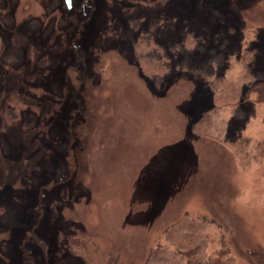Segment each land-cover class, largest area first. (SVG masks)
<instances>
[{"label": "rangeland", "instance_id": "obj_1", "mask_svg": "<svg viewBox=\"0 0 264 264\" xmlns=\"http://www.w3.org/2000/svg\"><path fill=\"white\" fill-rule=\"evenodd\" d=\"M71 1L0 0V264H147L188 214L201 264H264V95L204 74L264 72V0Z\"/></svg>", "mask_w": 264, "mask_h": 264}, {"label": "trees", "instance_id": "obj_2", "mask_svg": "<svg viewBox=\"0 0 264 264\" xmlns=\"http://www.w3.org/2000/svg\"><path fill=\"white\" fill-rule=\"evenodd\" d=\"M84 3L86 2L84 1ZM71 10L72 8H69V11ZM78 37L80 38L79 34ZM189 37H190L189 41L194 39L196 42L198 41V39H196V37H194L193 35ZM198 43H196L195 45H197ZM176 46H184V45L178 43L177 45H174V47ZM174 47H171L170 49H173ZM250 53H251L250 57H247L246 54L244 58L241 56L242 59L246 60V66H244L243 72L239 74V76L236 79L226 78L228 76L226 72L225 73L222 72L221 73L222 76L220 74H219L220 76H216L215 71L219 66V60L217 59V56L215 55L212 56L213 58L211 60L210 71L204 73L211 75L210 77L212 79L210 80L207 79L206 82L209 85V87L214 90V97L217 101V103L214 102V107L212 108V111H215L216 109H220L221 107H225V108H230L232 112L235 111L236 109H239L238 111L243 113L242 107L244 103H246V101L249 100L251 95H256V94L264 95V91L262 88L264 86L263 84L260 83L261 77L264 78V72L259 73L256 71V60H257L256 51L253 50ZM215 60L216 63L218 62L217 67H215L216 66L214 63ZM229 60L230 59L227 58L225 59L226 62H228ZM152 64L153 66L155 65L154 62ZM227 69L225 70L227 71ZM259 75L261 76L259 77ZM257 79L258 82L256 81ZM73 87L75 86L73 85ZM70 115L74 117L73 113H71ZM208 122H210V120ZM70 123H72V120ZM49 186L51 188L52 186H54V183L51 182L48 185V188ZM211 224L212 223H209L203 217L190 216L189 214L185 215L184 218H182L177 223V225L173 226L172 228H169V230L166 233L170 241L172 235L174 233L177 234V242L173 243L175 248L172 249L177 254L175 252H172L170 247H165L159 244L157 248L152 251L147 264H183L185 260H187L186 264H201L200 262L197 261V259H199V254L197 255V252L195 253V246H196L195 239L196 238L199 239L201 238V236H204L205 232L208 231V227ZM170 243L172 244V242ZM179 251H182L183 254H179ZM178 259L180 261H177ZM225 262L226 264L233 263L232 259H226ZM212 263L220 264V261L219 262L213 261Z\"/></svg>", "mask_w": 264, "mask_h": 264}, {"label": "water", "instance_id": "obj_3", "mask_svg": "<svg viewBox=\"0 0 264 264\" xmlns=\"http://www.w3.org/2000/svg\"><path fill=\"white\" fill-rule=\"evenodd\" d=\"M67 6L68 8L72 7V1L71 0H66Z\"/></svg>", "mask_w": 264, "mask_h": 264}]
</instances>
